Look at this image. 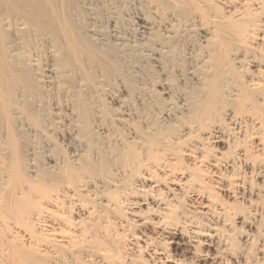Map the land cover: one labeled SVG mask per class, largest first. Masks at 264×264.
<instances>
[{"label":"bare ground","instance_id":"1","mask_svg":"<svg viewBox=\"0 0 264 264\" xmlns=\"http://www.w3.org/2000/svg\"><path fill=\"white\" fill-rule=\"evenodd\" d=\"M165 230L264 264V0H0V264H187Z\"/></svg>","mask_w":264,"mask_h":264},{"label":"rangeland","instance_id":"2","mask_svg":"<svg viewBox=\"0 0 264 264\" xmlns=\"http://www.w3.org/2000/svg\"><path fill=\"white\" fill-rule=\"evenodd\" d=\"M128 16V17H127ZM124 29H125V31L126 32H131V33H133V27H135V25H134V23H133V20H134V12H133V10L132 9H128L127 10V12L124 14ZM129 18V19H128ZM131 18V19H130ZM128 20V21H127ZM130 20V21H129ZM102 23V24H101ZM101 23H99L101 26L103 25V27H105V28H107L106 26L107 25H105V23L104 22H101ZM129 23V24H128ZM131 23H132V26H131ZM129 29V30H128ZM153 72V71H152ZM143 73H145L144 71H143ZM142 73V74H143ZM155 76H157V74L155 73L154 74ZM154 75L152 74L151 76H149V75H147L146 73H145V75L143 74V76H145V77H143V78H145L144 80L146 81H144L145 82V86L146 87H148L150 84L152 85V88L154 89V88H156V89H159L160 87H159V84L156 82L155 83V78H154ZM163 74H161V75H159L160 77H163V76H165V75H163ZM158 76V77H159ZM151 77V78H150ZM152 78H154L153 79V81H152ZM151 79V80H150ZM151 82H150V81ZM155 80V81H154ZM152 83H154V84H152ZM154 86V87H153ZM150 87V86H149ZM155 89V90H156ZM185 200V199H184ZM183 200V201H184ZM203 228L205 227L204 225H201ZM119 229V228H118ZM120 230V229H119ZM168 232H170L169 230H165L164 231V233H163V235H161L158 239L161 241V242H163V246L164 245H166L167 246V248H175V249H170V250H172V254H174V256L177 258H184V259H186L185 261H187V264H197L198 263V261H199V254H198V252H195V250H192V249H190V247H184V246H176V245H174L173 243H172V241H171V239H170V237H169V234H168ZM123 234L125 235V240H126V243H127V247L129 248V249H133V250H137V249H139V248H137L136 246H139V247H142V242L141 241H138V240H134V239H132V236H130L129 234H128V232H123ZM171 241V242H170ZM146 250L147 249H140V251L139 252H136L135 251V255H137V254H139L137 257H138V259L140 260V258L141 257H144V256H146ZM129 252L131 251V250H128ZM141 255V256H140ZM224 255V254H223ZM137 257H135V258H137ZM224 258H222L223 260H222V262H221V264H232V259H230V257L228 256L227 257V255H225V256H223ZM143 258H141V260H142ZM163 261V260H162ZM225 261V262H224ZM164 264H168L167 262H163ZM199 263H200V261H199Z\"/></svg>","mask_w":264,"mask_h":264}]
</instances>
